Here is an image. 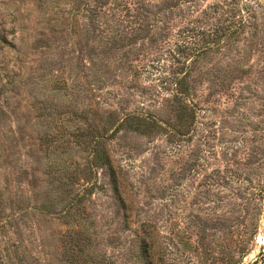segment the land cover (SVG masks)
I'll return each mask as SVG.
<instances>
[{
    "label": "rangeland",
    "instance_id": "rangeland-1",
    "mask_svg": "<svg viewBox=\"0 0 264 264\" xmlns=\"http://www.w3.org/2000/svg\"><path fill=\"white\" fill-rule=\"evenodd\" d=\"M262 234L264 0H0L1 264H252Z\"/></svg>",
    "mask_w": 264,
    "mask_h": 264
},
{
    "label": "trees",
    "instance_id": "trees-1",
    "mask_svg": "<svg viewBox=\"0 0 264 264\" xmlns=\"http://www.w3.org/2000/svg\"><path fill=\"white\" fill-rule=\"evenodd\" d=\"M175 84H176L174 89L175 92L180 96L181 99L185 98V96H187L188 88H186V79L184 78V76L176 79ZM134 118H135L134 116H126L123 119L122 123L119 125V129L147 134L149 131H146V129H144V126H146V124H143V121L140 119V117H137L138 119H135L137 122L134 123L133 122ZM100 158L101 159L97 158L96 163L106 166L110 171V180H112V183H116L114 179V174L112 172L113 168L111 166L109 157L100 156Z\"/></svg>",
    "mask_w": 264,
    "mask_h": 264
},
{
    "label": "bare ground",
    "instance_id": "bare-ground-1",
    "mask_svg": "<svg viewBox=\"0 0 264 264\" xmlns=\"http://www.w3.org/2000/svg\"><path fill=\"white\" fill-rule=\"evenodd\" d=\"M257 247H255L256 248V250H255V252L254 253H260L259 254V256H261L262 257V253H263V249H264V234H262V235H260L259 236V238H258V241H257ZM262 252V253H261ZM253 254V253H252ZM252 257H253V255H252ZM251 259V258H250ZM249 259V260H250ZM254 260H255V258H254Z\"/></svg>",
    "mask_w": 264,
    "mask_h": 264
},
{
    "label": "water",
    "instance_id": "water-1",
    "mask_svg": "<svg viewBox=\"0 0 264 264\" xmlns=\"http://www.w3.org/2000/svg\"><path fill=\"white\" fill-rule=\"evenodd\" d=\"M260 259H262L261 256H260V257H257V258L252 262V264H258L259 261H260ZM261 261H262V260H261Z\"/></svg>",
    "mask_w": 264,
    "mask_h": 264
}]
</instances>
